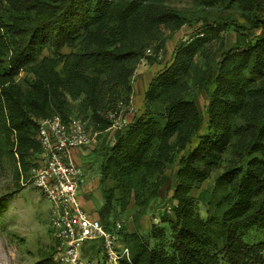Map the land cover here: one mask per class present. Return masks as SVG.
Segmentation results:
<instances>
[{"label": "trees", "instance_id": "obj_1", "mask_svg": "<svg viewBox=\"0 0 264 264\" xmlns=\"http://www.w3.org/2000/svg\"><path fill=\"white\" fill-rule=\"evenodd\" d=\"M204 1L236 9L244 23L203 17L198 35L204 39L177 43L172 64L154 76L145 93L146 113L124 125L99 165L103 180L122 183L141 169L173 164L184 153L172 187L177 219L171 250L167 242L150 249L145 237L128 234L123 242L134 264H264V242L245 239L252 229L264 235V0ZM191 21L164 0H0V121L15 135L13 154L21 169L34 168L26 159L42 153L40 121L70 120V100L90 115L89 128L100 135L108 131L113 122L107 105L122 98L129 103L133 63L153 62L145 57L147 44L162 27L179 31ZM227 29L259 34L248 38L240 32L218 62H195L212 36ZM45 51L49 55L41 58ZM25 69L34 76L26 94L15 83ZM192 75L208 94V132L185 154L204 122L196 100L184 94ZM227 154L230 164L223 167ZM215 173L214 184L198 196L209 213L203 220L195 213L193 193ZM113 201L111 190L99 218L109 214ZM169 236L162 228L152 230L154 239ZM54 255L53 243L36 264H56Z\"/></svg>", "mask_w": 264, "mask_h": 264}, {"label": "rangeland", "instance_id": "obj_2", "mask_svg": "<svg viewBox=\"0 0 264 264\" xmlns=\"http://www.w3.org/2000/svg\"><path fill=\"white\" fill-rule=\"evenodd\" d=\"M164 1L166 6L188 14L192 21L179 31L162 27L157 40L147 44L145 57L152 58L153 62L143 58L133 63L132 94L128 105L124 98L117 105L114 102L107 105L110 111L107 115L113 122L112 127L100 135L98 150L97 144L93 143L82 150L88 153L87 156H80L77 159L83 164L81 166L87 173L88 185L85 188V195L82 196V202L89 212L99 216L104 207L106 194L112 190L114 191L113 207L107 216L100 217L101 220L108 225L120 222L124 228V242L126 235L137 233L145 237L150 249L161 247V243L167 242L165 245L170 251L173 242L169 235L177 219L174 214L177 202L173 199L172 187L176 184L174 179L179 170L180 157L184 153L177 155L173 164L165 163L160 168L141 169L130 180L124 179L122 183L113 182L112 179L103 180L99 165L103 161L105 150L114 143L115 135L120 131H126L124 125H130L133 119L146 113L145 93L154 76L172 64L177 43L183 41L193 45L199 39H204L203 35H198L203 17L209 19L233 17L240 23L244 21L236 9H227L225 4L210 5L204 0ZM262 10L264 11V1ZM240 32L248 38L259 34V32L250 34L236 29L215 33L212 41L202 47V55L197 56L195 62L208 64L213 59L218 62L222 53L239 41ZM69 51L64 49L62 53L68 54ZM48 55L49 53L45 51L41 58ZM6 56L5 53L2 56L3 64L6 62ZM33 80L34 76L25 69L15 78V83L22 93L26 94ZM214 89V86L210 87V91ZM184 94L196 100V105L204 117L198 137L194 138L186 148L185 154H187L197 146L199 137L208 132L209 101L207 92L193 81V75L187 80ZM79 105V101L70 100L71 116L89 125L90 115L83 114ZM1 123L0 121V264H36L42 253H51L53 249L54 241L50 227L51 207L42 193L27 184L32 168L28 172L21 169L19 158L13 154L16 148L15 135ZM34 159L27 158L26 163L31 167L35 163L37 165L39 156H35ZM229 159L230 154H227L224 157L223 167L230 164ZM216 175L215 173L204 181L193 193L195 213L203 220L209 218V213L207 205L200 201L198 196L201 191L214 184ZM153 228L164 229L169 237L165 240L154 239ZM245 239L250 244H259L264 242V235L252 229L245 231Z\"/></svg>", "mask_w": 264, "mask_h": 264}, {"label": "built area", "instance_id": "obj_3", "mask_svg": "<svg viewBox=\"0 0 264 264\" xmlns=\"http://www.w3.org/2000/svg\"><path fill=\"white\" fill-rule=\"evenodd\" d=\"M99 135L80 119L66 122L53 116L39 123L37 140L42 153L27 184L50 203L56 264H134L123 242L122 224H103L82 202L87 173L74 152L96 144Z\"/></svg>", "mask_w": 264, "mask_h": 264}, {"label": "crops", "instance_id": "obj_4", "mask_svg": "<svg viewBox=\"0 0 264 264\" xmlns=\"http://www.w3.org/2000/svg\"><path fill=\"white\" fill-rule=\"evenodd\" d=\"M87 154L88 153H86V152H84V151H82V150H77V151H75L74 152V155H75V158H76V162L78 163V164H82L81 162H80V160L79 159H77V157H83V156H87ZM79 160V161H78ZM84 162V161H83ZM85 164V163H84ZM82 166H83V164H82ZM84 167H85V165H84ZM86 168V167H85Z\"/></svg>", "mask_w": 264, "mask_h": 264}]
</instances>
